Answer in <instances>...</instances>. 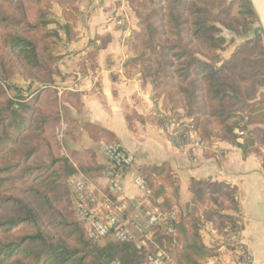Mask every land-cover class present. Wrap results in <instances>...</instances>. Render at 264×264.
Returning <instances> with one entry per match:
<instances>
[{
  "label": "trees",
  "instance_id": "trees-1",
  "mask_svg": "<svg viewBox=\"0 0 264 264\" xmlns=\"http://www.w3.org/2000/svg\"><path fill=\"white\" fill-rule=\"evenodd\" d=\"M78 1L31 0L29 5L27 0H0V49L5 52L0 54V78L11 79L19 65L27 80L42 84L33 97L14 100L0 81V264H146L145 248L112 236L101 240L103 244L87 237L67 187L77 168L55 141L61 114L71 135L79 124L71 109L81 114L85 108L81 92L60 95L54 88L60 30L68 40L75 37ZM55 3L62 8L63 22L53 12ZM130 6L140 26L129 39L136 52L130 66L149 62L156 73L166 64V91L156 93V99L170 97L176 114L182 109L193 117L206 143L218 139L246 154L259 153L264 144V30L252 0H130ZM222 27L239 36L254 33L224 62L217 53L226 44ZM163 108L171 109L166 102ZM83 128L95 142L117 140L114 132L91 122ZM86 153L90 156L85 162L71 151L88 178L109 168L98 164L91 150ZM140 175L156 205L171 209L176 204L179 188L168 162L144 166ZM19 183L25 186L24 196L5 189ZM190 190L193 198L174 232L155 234L158 245L178 264H202L218 255L216 247L203 241L206 222L221 233L238 225L235 186L193 179Z\"/></svg>",
  "mask_w": 264,
  "mask_h": 264
},
{
  "label": "crops",
  "instance_id": "crops-1",
  "mask_svg": "<svg viewBox=\"0 0 264 264\" xmlns=\"http://www.w3.org/2000/svg\"><path fill=\"white\" fill-rule=\"evenodd\" d=\"M62 13V9H61ZM74 27L75 37L67 39L60 30L62 41L58 47L61 56L55 76V86L61 95L64 91H77L83 95L84 112L71 109L70 114L79 124L73 134L66 137L69 158L76 168L78 160L87 161L91 150L98 164L110 166L109 161L83 128L91 122L115 133L117 140L136 157L135 164L122 171L124 192L114 197L113 211L132 232L149 228L143 213L146 192L134 184L144 166L168 162L179 188L175 205L182 211L191 202L190 184L193 179L211 180L231 184L238 189L241 224L244 238L254 264H264V156L246 154L243 149L227 141L214 139L196 151L182 150L160 130L155 115L163 109V101L156 99V89L151 81H144L141 72L132 69L130 61L135 53L129 43L133 31L140 30L139 20L130 6V0H79ZM240 142L244 138H239ZM80 169V168H79ZM81 170V169H80ZM82 171V170H81ZM90 188L97 193H107L105 172L89 178ZM174 197V193L171 192ZM124 201L128 208L121 212ZM224 233L211 222L202 228L204 243L216 247L213 257L218 264H235L233 251L223 244Z\"/></svg>",
  "mask_w": 264,
  "mask_h": 264
},
{
  "label": "built area",
  "instance_id": "built-area-1",
  "mask_svg": "<svg viewBox=\"0 0 264 264\" xmlns=\"http://www.w3.org/2000/svg\"><path fill=\"white\" fill-rule=\"evenodd\" d=\"M159 120L160 130L175 147L182 150L196 151L206 145L201 137L193 117H186L184 112L178 114L159 109L155 112ZM68 123L64 120L55 128L56 137L60 142L64 141L68 131ZM100 150L110 163L105 171L108 179L107 193H97L90 188L89 178L77 168L68 180L70 186L76 219L84 225L85 233L90 240L101 241L112 236L116 241L133 243L137 249L148 251L146 264H178L172 253L160 247L155 241L158 231L173 233L174 225L179 222L182 209L174 205L171 209H163L156 205L148 197L147 184L142 175L134 178V184L146 192L147 197L143 202V213L148 221L149 228L140 231V234L132 232L115 215L114 197L124 192L122 171L131 168L136 161L134 153L128 151L118 140H100ZM264 156V145L260 146ZM61 154L69 157L65 148ZM128 208L122 201L119 210L123 212ZM241 224L229 227L222 237L223 244L228 246L235 255V264H254L253 256L244 238L240 234ZM154 245L155 250L150 249ZM112 264H119L114 262ZM202 264H218L217 260L210 258Z\"/></svg>",
  "mask_w": 264,
  "mask_h": 264
},
{
  "label": "rangeland",
  "instance_id": "rangeland-1",
  "mask_svg": "<svg viewBox=\"0 0 264 264\" xmlns=\"http://www.w3.org/2000/svg\"><path fill=\"white\" fill-rule=\"evenodd\" d=\"M232 0H228V3H230ZM27 2L29 3V5H32L31 0H27ZM61 7L55 3L53 5V12L56 16V18L59 21L63 22V16L61 13ZM261 24V23H260ZM56 27V25H54ZM139 31V30H138ZM222 35L224 37H226V44L224 45V49L221 51H218L217 53H220L221 56V61L224 62L226 60H229L233 53L236 51V49L242 44L244 43L246 40L254 37V33H250L248 36H239L236 35L235 33L227 30L226 28L222 27ZM134 51V50H133ZM134 53L136 54V52L134 51ZM0 54H5V52L3 50L0 49ZM135 56V55H134ZM156 66V64H154ZM136 68L137 71H140L143 75V77L145 78L146 82L147 81H152L155 89H157L156 87L159 86L160 89L156 90V93H158L159 91H166V76H165V72H166V64L163 63L160 67V70L156 73H154V66L149 63V62H145L143 64H141L140 66H132V69ZM16 69L18 70V73L16 75H14L11 79L9 80H3L0 78L1 83L3 84L5 90H6V95L10 98V99H14L17 100L19 97H33L34 95H36V93H38V89L39 87L42 85L40 82L37 81H33V80H27L22 74H20L21 71V66L16 65ZM161 76V78L159 80H156L155 78L158 76ZM155 93V95H156ZM49 95V92H46L44 94V98H46ZM43 98V99H44ZM159 100H162L163 103H168V109L169 111H172L175 113L173 106H174V102L170 99V97H166V99L162 96L160 97ZM164 109V108H163ZM179 111L184 112L182 109L178 110ZM185 113V112H184ZM64 114H61L62 119L61 121H65L68 123V126L70 127L69 122L64 118L63 116ZM72 116V115H71ZM236 121H239L240 118H235ZM60 121V123H61ZM253 126H250L249 129H251ZM56 128V127H55ZM69 130V129H68ZM68 135V131L66 132V136L64 138L63 142H60L57 137H56V133H55V129H54V137H55V141L58 143L59 148H60V153H61V149L62 147H66V137ZM264 145V144H262ZM67 152V148L65 149ZM62 155V154H61ZM81 159V157H78ZM83 161V160H81ZM25 186L21 183H19L18 185L14 186V187H10L8 184L5 186V189L8 190V192H13V193H17L18 195L24 196V194L22 193V190ZM67 187L70 188L69 184H67ZM71 190V189H70ZM105 241H101L100 243H104Z\"/></svg>",
  "mask_w": 264,
  "mask_h": 264
},
{
  "label": "bare ground",
  "instance_id": "bare-ground-1",
  "mask_svg": "<svg viewBox=\"0 0 264 264\" xmlns=\"http://www.w3.org/2000/svg\"><path fill=\"white\" fill-rule=\"evenodd\" d=\"M256 5L262 15V20H263V24H264V0H255Z\"/></svg>",
  "mask_w": 264,
  "mask_h": 264
},
{
  "label": "water",
  "instance_id": "water-1",
  "mask_svg": "<svg viewBox=\"0 0 264 264\" xmlns=\"http://www.w3.org/2000/svg\"><path fill=\"white\" fill-rule=\"evenodd\" d=\"M252 2H253V5H254V7H255V10H256V12H257V14H258V17H259V21H260V23H261V26H262V28H263V30H264V24H263V20H262V15H261V13H260V11H259L257 5H256L255 0H252Z\"/></svg>",
  "mask_w": 264,
  "mask_h": 264
}]
</instances>
